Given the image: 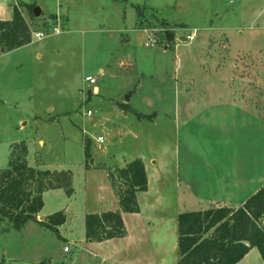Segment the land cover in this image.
<instances>
[{"label": "rangeland", "instance_id": "1", "mask_svg": "<svg viewBox=\"0 0 264 264\" xmlns=\"http://www.w3.org/2000/svg\"><path fill=\"white\" fill-rule=\"evenodd\" d=\"M15 6L31 41L0 51V172L23 140L29 165L70 170L72 193H43L37 219L63 211L58 232L0 216V261L137 263L151 241L84 236L87 213L120 210L116 168L136 157L150 190L137 196L142 215H122L125 226L167 236L172 261L179 213L226 206L216 200L238 207L264 184V0H0V19ZM148 36L157 43L146 46Z\"/></svg>", "mask_w": 264, "mask_h": 264}, {"label": "trees", "instance_id": "2", "mask_svg": "<svg viewBox=\"0 0 264 264\" xmlns=\"http://www.w3.org/2000/svg\"><path fill=\"white\" fill-rule=\"evenodd\" d=\"M30 7L33 9L34 5ZM165 33L167 40L174 38V31L167 29ZM30 41L29 25L15 6L11 19L0 20V51H11ZM89 141L85 156L90 155ZM27 155L25 141L11 144L8 166L0 172V216L16 229L28 221H37L58 232V227L66 222L63 211L54 212L45 220L37 217L44 206L45 191L63 188L72 193V174L70 170L33 167ZM115 175L117 182L113 181V187L120 210L87 213V240L100 242L124 236L122 212L140 211L137 194L149 186L143 159L136 157L117 167ZM177 232L178 259L174 264H236L252 247H257L264 261V184L237 208L219 206L179 213Z\"/></svg>", "mask_w": 264, "mask_h": 264}, {"label": "crops", "instance_id": "3", "mask_svg": "<svg viewBox=\"0 0 264 264\" xmlns=\"http://www.w3.org/2000/svg\"><path fill=\"white\" fill-rule=\"evenodd\" d=\"M24 3L27 4V2H24ZM32 11H33V9H32ZM42 14H43V9L41 8V15ZM12 15H13V13H12ZM23 16H24V14H23ZM24 18H25V16H24ZM0 20H9V19H0ZM25 20L27 21L26 18H25ZM28 44H26L24 46H27ZM24 46H21V47H24ZM21 47H19V48H21ZM16 49H18V48H16ZM4 52H7V51H4ZM101 72H103V70H101ZM147 172H148V170H147ZM259 188H260V186L253 193H255ZM149 190H150V184L148 186V190L147 191H149ZM137 196H138V194H137ZM227 200L230 201V197H228ZM245 200L241 201V205L245 202ZM215 202H216L215 204H222V205H226V206H229V207H234V206L227 205V203L225 201L221 202L220 200H216ZM234 208H237V207H234ZM40 212H42V210ZM101 212H97V213H101ZM142 213H143V210H142V207L140 206V211L139 212L130 213V214L139 216V215H142ZM125 214H126L125 212H122V215H125ZM147 223H150V221L147 222ZM152 224H153V222H152ZM63 225L64 224L59 226L58 230L61 229V227ZM176 225H177V218H176ZM133 231H135V232H133ZM133 231H131V229L126 227V234L124 236H122V237H117V238L126 239V240H128L130 242H135L136 244H140V243H142L144 241H147V242L151 241L154 244L153 245L154 248H152L151 251L149 253H147V255L145 254L143 258L139 259V261L137 263H133V264H174L177 261L178 257H177V259H175V261L167 259L166 255L164 254L165 251H166L165 250L166 249L165 241H167V236H162L161 238H159V233L155 231L154 227L151 228V226L148 225V224H146V225H138L137 227H134ZM134 233H136V234H134ZM84 236H85V234H84ZM62 237L64 239L68 240L65 236L62 235ZM177 238H178V235H177ZM177 238H176V240L174 242L172 241L173 242L172 245L174 247H176V248H177ZM114 239H116V238L109 239V240H104V241H100V242L91 241V240H86V241L89 242V243L102 244L104 242H108V241L110 242V241H112ZM236 264H264V261H263V259L261 257V254H260L259 250L257 249V247H252L249 250V252L239 262H237Z\"/></svg>", "mask_w": 264, "mask_h": 264}, {"label": "built area", "instance_id": "4", "mask_svg": "<svg viewBox=\"0 0 264 264\" xmlns=\"http://www.w3.org/2000/svg\"><path fill=\"white\" fill-rule=\"evenodd\" d=\"M52 31H53V33H58L60 30H59V27L58 26H54L53 29H52ZM44 36H45V33L42 32V31L33 32V34H32V37H36V38H39V39L42 38V37H44ZM193 38H194V34L193 33L192 34L189 33V34H186V35H180L178 37V39L180 41H188V42L191 41ZM155 43H157V40L154 39L151 36H148L145 45L148 46V45L155 44ZM85 80L89 81V83H91V84H95L96 83V79L93 78V77H91V76L85 77ZM91 113L92 112L90 110L87 111V114L88 115H90ZM97 140L100 143H102L104 141V139H103L102 136H98L97 137ZM64 249H65V251H67L68 250V247L66 246ZM101 264H103V263H101Z\"/></svg>", "mask_w": 264, "mask_h": 264}, {"label": "water", "instance_id": "5", "mask_svg": "<svg viewBox=\"0 0 264 264\" xmlns=\"http://www.w3.org/2000/svg\"><path fill=\"white\" fill-rule=\"evenodd\" d=\"M33 13L35 16H38L39 14H41V8L39 6H35L33 8Z\"/></svg>", "mask_w": 264, "mask_h": 264}]
</instances>
